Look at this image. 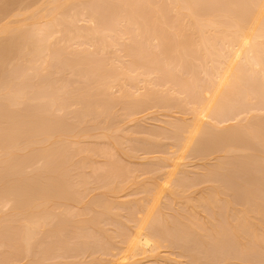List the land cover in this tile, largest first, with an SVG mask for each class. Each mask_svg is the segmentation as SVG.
Masks as SVG:
<instances>
[{
  "label": "rangeland",
  "instance_id": "1",
  "mask_svg": "<svg viewBox=\"0 0 264 264\" xmlns=\"http://www.w3.org/2000/svg\"><path fill=\"white\" fill-rule=\"evenodd\" d=\"M55 1L0 0V264H114L139 226L121 264H264V23L194 118L257 0Z\"/></svg>",
  "mask_w": 264,
  "mask_h": 264
},
{
  "label": "bare ground",
  "instance_id": "2",
  "mask_svg": "<svg viewBox=\"0 0 264 264\" xmlns=\"http://www.w3.org/2000/svg\"><path fill=\"white\" fill-rule=\"evenodd\" d=\"M55 1V0H54ZM61 1V0H60ZM193 1L194 0H192V3H193ZM256 1V0H255ZM56 2V1H55ZM57 2H59L58 0H57ZM182 2V1H181ZM195 2V1H194ZM198 2H200L199 0H198ZM186 3V2H185ZM52 4H54L53 2H52ZM59 4H60V2H59ZM187 4V3H186ZM194 4V3H193ZM196 4H197V0H196ZM57 5V4H56ZM62 4H60V6H61ZM195 5V4H194ZM234 5H235V3H234ZM58 6V5H57ZM57 6H56V11H58V9H57ZM253 6H255L256 7V10H255V8L253 9V11H251L250 9V11H251V14L250 15H248V16H250V19L252 18V23L249 25L248 24V22L246 23V27H243L242 28V31L240 30H238L237 32V35H238V37H237V35L235 34L234 35V37H235V39H233L232 38V36H231V44H229V55H228V57L229 58H227V62L225 61L224 63L225 64H222V65H224L223 66V68H221L220 66H219V68L217 67V69H216V71H218L217 72V79H216V82H214V84L212 85V87L213 88H211V90L208 92V95H207V97H206V99L201 103V105L200 106H198V110H197V112L195 113V115H194V118H195V120L199 123L201 120H203L206 116H208L212 111H213V106L215 105V103L219 100V96H220V94L222 93V91H223V89H224V86H226V85H230L231 83H232V80L234 79V78H236V77H238V75H239V69H238V66H239V61L240 60H242L244 57L247 59L248 58V56H249V58L250 59H247L248 60V62L250 61V62H252V64H251V66L252 67H254V65L255 66H258L257 68H259L260 69V65H261V61H259V59L257 58V54H256V57H251L250 56V52H251V50H252V52H251V54L253 53V50H254V52H255V50L257 49V45H258V43L256 44V42H260L259 40H257V38H256V40L257 41H255L254 40V37H258V35L256 36V33L260 30V28L262 27V24L264 23V0H257V2L255 3V5L253 4ZM49 7V6H48ZM54 7H55V4H54ZM176 7H177V5H176ZM184 7V6H183ZM188 8H189V5H188ZM251 8V7H250ZM51 9H52V7H51ZM50 10V9H49ZM190 10H192V8L190 7ZM46 11V13L48 12L47 10H45ZM55 11V10H54ZM41 12V11H40ZM176 12V11H175ZM248 12V11H247ZM50 13H53V9L50 11ZM56 13V12H55ZM57 13H59V11L57 12ZM248 13H250V12H248ZM188 14V13H187ZM49 14L47 13V16H48ZM213 15V18H215V16H214V14H212ZM246 15V14H245ZM55 17V14H52V16H51V14H50V19L52 18V17ZM193 14H192V16H191V18H193ZM242 16H244V15H242ZM190 17V16H189ZM247 17V16H246ZM43 18H44V16H43ZM211 18H212V16H211ZM213 18H212V20H213ZM37 19V18H36ZM197 19H199L198 18V16H197ZM194 20V19H193ZM211 20V19H210ZM38 21V20H37ZM58 21V20H57ZM56 21V22H57ZM167 21V20H166ZM181 21H182V19H181ZM197 21V20H196ZM51 22H52V20H51ZM73 22V21H72ZM194 22V21H193ZM200 23H202L201 21H199ZM211 22V21H210ZM213 22V21H212ZM237 22L238 21H236V25H237ZM250 22H251V20H250ZM196 23V22H195ZM204 23H202V25H203ZM212 24V23H211ZM248 24V25H247ZM193 25V27H194V24H192ZM220 25V24H219ZM10 26V25H9ZM8 25L6 26V27H8L9 29L11 28V27H9ZM5 27V26H4ZM263 28V27H262ZM1 29H2V27H1ZM12 30H13V27L11 28ZM183 29V28H182ZM26 31V30H25ZM2 32V31H1ZM3 32H4V34L5 33H8V32H10L9 30L8 31H5V30H3ZM29 32V31H28ZM194 32V31H193ZM199 33V32H198ZM234 33H235V31H234ZM28 34V33H27ZM183 34V33H182ZM233 34V33H232ZM5 35H8V34H5ZM70 35V34H69ZM51 36H52V34H51ZM48 37H50V36H48ZM237 37V38H236ZM23 38L25 39V36H23ZM51 38V37H50ZM40 41V40H39ZM29 42V41H28ZM42 42V41H41ZM253 43H254V46H253ZM262 43V42H261ZM260 44V43H259ZM31 45H32V43H31ZM231 45V46H230ZM255 45H256V48H255ZM39 46V45H38ZM26 48V47H25ZM254 48V49H253ZM27 51H28V48H27ZM250 51V52H249ZM248 52H249V55L247 56V54H248ZM27 53V52H26ZM30 53V52H29ZM262 53H264V52H262ZM34 54V53H33ZM37 54V53H36ZM226 54H228V53H226ZM258 54H259V52H258ZM261 54V53H260ZM259 57V56H258ZM261 57V56H260ZM259 57V58H260ZM244 58V59H245ZM252 58V59H251ZM253 59H254V61H253ZM252 60V61H251ZM260 60H262V59H260ZM249 62V63H250ZM248 63V64H249ZM221 68V69H220ZM262 68H263V66H262ZM260 71H261V69H260ZM199 107H200V109H199ZM195 110H196V107H195ZM198 123H196V130L195 131H198L199 130V128H200V123L198 124ZM154 233H152V232H147V231H145L143 228H142V226H139L137 229H136V231H135V233L134 234H131L132 236H131V238L128 240V244H127V249H126V251L121 255V257H120V259H119V262H115L114 264H121L122 262H121V260H123V259H126V258H128L129 256H135L136 255V253H138V252H140L141 254H145V252L147 251V253L149 252L150 253V255L151 254H153V256L156 254V252L157 251H155L156 249H158L159 248V245H161L160 244V240H161V238L160 239H158L159 238V236H157V235H153ZM158 237V238H157ZM159 242V243H158ZM161 243H162V241H161ZM159 244V245H158ZM125 250V249H124ZM127 250H128V252H130V253H128L127 252ZM155 251V252H154ZM127 252V253H126ZM140 255V254H139ZM152 256V255H151ZM150 256V257H151ZM145 257H146V255H145Z\"/></svg>",
  "mask_w": 264,
  "mask_h": 264
}]
</instances>
